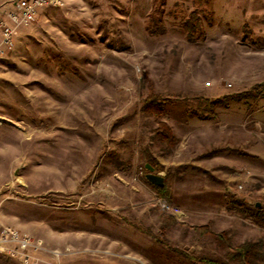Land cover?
<instances>
[{"label":"rangeland","instance_id":"obj_1","mask_svg":"<svg viewBox=\"0 0 264 264\" xmlns=\"http://www.w3.org/2000/svg\"><path fill=\"white\" fill-rule=\"evenodd\" d=\"M64 2L0 57V225L40 239L41 264H205L230 250L211 223L264 264V0ZM146 164L174 176L170 203Z\"/></svg>","mask_w":264,"mask_h":264},{"label":"built area","instance_id":"obj_2","mask_svg":"<svg viewBox=\"0 0 264 264\" xmlns=\"http://www.w3.org/2000/svg\"><path fill=\"white\" fill-rule=\"evenodd\" d=\"M64 0H17L7 17L0 15V57L15 45L21 27L33 24L41 9L63 7ZM47 249L40 239H35L15 227L0 225V258L18 259L22 264H41V254Z\"/></svg>","mask_w":264,"mask_h":264},{"label":"trees","instance_id":"obj_3","mask_svg":"<svg viewBox=\"0 0 264 264\" xmlns=\"http://www.w3.org/2000/svg\"><path fill=\"white\" fill-rule=\"evenodd\" d=\"M150 94L144 100L141 108L143 114H151L156 118H160L164 113L165 100L161 98L159 94L155 92L152 84L149 85ZM155 134L160 137L170 148H174L178 143V138L175 136L173 129L164 121H159ZM156 168V166L153 164ZM173 180L174 176L168 174L164 180L162 187H157L156 191L160 195L163 202L170 203L173 197ZM162 224L160 227V234L156 237L164 238V236L170 232V230L178 225L176 217L161 212ZM257 217L264 221V208H260L257 212ZM196 229L204 235H208L213 238L220 246L227 247L230 250L226 254V259H209L198 258L200 262L205 264H254L259 257L257 251V244L253 242H245L238 246H232L231 239L225 232L216 233L211 230V223L204 226L196 227ZM183 253V252H182ZM191 259H197L192 258Z\"/></svg>","mask_w":264,"mask_h":264},{"label":"water","instance_id":"obj_4","mask_svg":"<svg viewBox=\"0 0 264 264\" xmlns=\"http://www.w3.org/2000/svg\"><path fill=\"white\" fill-rule=\"evenodd\" d=\"M145 167L148 170L146 179L153 185L162 187L164 185L165 177L159 173H156L155 168L152 165L146 164ZM257 206H259V204Z\"/></svg>","mask_w":264,"mask_h":264},{"label":"crops","instance_id":"obj_5","mask_svg":"<svg viewBox=\"0 0 264 264\" xmlns=\"http://www.w3.org/2000/svg\"><path fill=\"white\" fill-rule=\"evenodd\" d=\"M1 259V258H0Z\"/></svg>","mask_w":264,"mask_h":264}]
</instances>
